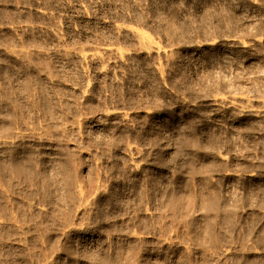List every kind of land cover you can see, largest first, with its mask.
I'll return each instance as SVG.
<instances>
[{
    "label": "rangeland",
    "instance_id": "rangeland-1",
    "mask_svg": "<svg viewBox=\"0 0 264 264\" xmlns=\"http://www.w3.org/2000/svg\"><path fill=\"white\" fill-rule=\"evenodd\" d=\"M0 264H264V0H0Z\"/></svg>",
    "mask_w": 264,
    "mask_h": 264
},
{
    "label": "bare ground",
    "instance_id": "bare-ground-1",
    "mask_svg": "<svg viewBox=\"0 0 264 264\" xmlns=\"http://www.w3.org/2000/svg\"><path fill=\"white\" fill-rule=\"evenodd\" d=\"M247 97V96H246ZM215 99V98H214ZM215 103H219L220 105H236V107L239 109L238 111L242 115L246 116H253V117H260V112L253 107V101L250 99V97L245 98L244 96H232L229 98H217L214 100Z\"/></svg>",
    "mask_w": 264,
    "mask_h": 264
}]
</instances>
